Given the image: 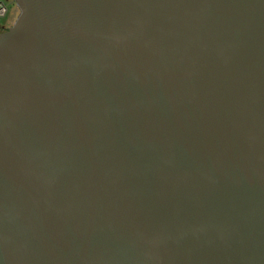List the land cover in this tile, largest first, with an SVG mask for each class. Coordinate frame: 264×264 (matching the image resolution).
Returning a JSON list of instances; mask_svg holds the SVG:
<instances>
[{"label":"water","instance_id":"1","mask_svg":"<svg viewBox=\"0 0 264 264\" xmlns=\"http://www.w3.org/2000/svg\"><path fill=\"white\" fill-rule=\"evenodd\" d=\"M0 264H264V0H12Z\"/></svg>","mask_w":264,"mask_h":264},{"label":"rangeland","instance_id":"2","mask_svg":"<svg viewBox=\"0 0 264 264\" xmlns=\"http://www.w3.org/2000/svg\"><path fill=\"white\" fill-rule=\"evenodd\" d=\"M3 2L7 7V15L4 18H0V25L11 27V25H13V23L16 21L18 15H19V9L13 3L12 0H3ZM8 17H9V19H8ZM7 19H8V21H7Z\"/></svg>","mask_w":264,"mask_h":264},{"label":"flooded vegetation","instance_id":"3","mask_svg":"<svg viewBox=\"0 0 264 264\" xmlns=\"http://www.w3.org/2000/svg\"><path fill=\"white\" fill-rule=\"evenodd\" d=\"M6 15H7V7L4 4L3 0H0V18H4ZM8 19H9V17H8ZM8 19H7V21H8ZM9 28L10 27L4 26V25H0V34L8 31Z\"/></svg>","mask_w":264,"mask_h":264}]
</instances>
